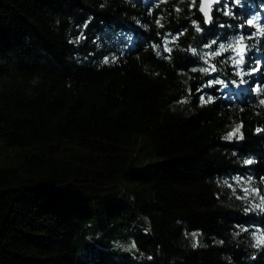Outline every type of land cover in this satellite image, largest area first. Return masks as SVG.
<instances>
[{"label":"trees","instance_id":"16d2710c","mask_svg":"<svg viewBox=\"0 0 264 264\" xmlns=\"http://www.w3.org/2000/svg\"><path fill=\"white\" fill-rule=\"evenodd\" d=\"M255 1L205 24L199 0H0V264H264L231 234L264 236L234 182L264 196ZM238 34L242 66L261 55L253 91L234 51L211 55Z\"/></svg>","mask_w":264,"mask_h":264},{"label":"rangeland","instance_id":"374dc122","mask_svg":"<svg viewBox=\"0 0 264 264\" xmlns=\"http://www.w3.org/2000/svg\"><path fill=\"white\" fill-rule=\"evenodd\" d=\"M244 5V0H241L240 4L237 5V4H234L233 3V0H224L222 1L221 4H218V9L219 10H224V11H230L232 14H234L233 10H234V7L233 6H237V7H242ZM254 6L256 7V9H252V8H247L245 10V14H244V17L243 19L245 20V25L247 26V21L249 19H253V17H256L258 16L259 19L253 24V25H249L253 28V30H257V24L259 25V22L262 20V17L264 16V3H258L257 1L254 2ZM238 16H240L238 14ZM240 36H243L241 34H238L236 37H235V41L237 40L238 37ZM236 50L239 51L242 47V45L240 44H236ZM248 53V51L246 52ZM245 53V55H246ZM249 55L253 58H256V62H249V64L247 65V67H244V66H240V71H242L243 73H245L243 76H247V78H243V76L241 77L239 75V78L237 79V81L234 83V89L235 91H240V90H246V87L244 86V83L243 84H240V80L243 79L244 81H250L251 82V85H250V88L251 90H255L256 89V83H257V80L259 79V76H257L258 74V65H259V62L261 60V55L258 54V53H249ZM231 58H236V55L235 53H233L231 55ZM246 58V57H245ZM258 60V61H257ZM236 70L238 72V68L236 66ZM250 76V77H249ZM218 80H221V79H218ZM229 89V88H227ZM237 125H240L239 121L238 122H233L229 125L226 133H227V136L230 132H233V130L237 127ZM239 135V133H236V135L233 136L234 137H237ZM236 181V182H235ZM248 178L246 177H240L239 179H234V182L237 183L235 184V186L237 188H239L241 194H240V199L244 200L246 202V205H247V208L249 209H263V208H258L256 207V205H262L264 204V196L259 194L258 192V189L254 186H252V184H250L248 182ZM246 229V232L250 235L251 237V240H252V243H256V237L258 236H263V233H261V228L258 227V225H254V224H251V225H248V227H246L245 225H243L242 227H235V230L231 231V234L233 233L234 236H236L238 233L241 234L243 233V231H245ZM236 238V237H234Z\"/></svg>","mask_w":264,"mask_h":264},{"label":"snow or ice","instance_id":"6c2138e0","mask_svg":"<svg viewBox=\"0 0 264 264\" xmlns=\"http://www.w3.org/2000/svg\"><path fill=\"white\" fill-rule=\"evenodd\" d=\"M193 4L196 3V0H192ZM241 2V0H233V3L234 4H237L239 5ZM222 3V0H200V11L204 14V23L205 24H209L212 22V15H211V12L213 10V6L214 5H218V4H221ZM177 11H179V9H177ZM224 15L228 16V15H232V13L230 11H225L224 12ZM259 19L258 16L256 17H253V19H249L247 21V24L248 25H253L257 20ZM156 23L159 25L160 24V21L157 20ZM193 24L196 26V31L197 32H200L202 31L201 27L196 23V21H193ZM257 26V32L256 33H253L252 35L253 36H256V35H264V27H260V25H256ZM84 27H87V24L84 25ZM85 35L83 33H81V35L77 36L76 37V42L78 43L80 40L82 39H85ZM251 38V37H249ZM244 40H245V37L244 36H240L237 38V40L235 41V44H240L242 45L241 49L239 51L236 50V47H235V44L233 43H229L227 46H225L224 44H221L219 46V51L217 52H214L212 53L211 55L212 56H219L221 53L225 52V51H228L229 49H231L232 51L235 52V55H236V58H233L232 59V63L234 65L237 66L238 68V72H237V75H240L241 77L245 74L243 73L242 71H240V66L243 65L245 63V53L248 51V46L244 44ZM213 43H215V41H213ZM205 47H209V45H205ZM166 51H171V49L169 48H165ZM193 52H195V49H192ZM207 55V54H206ZM108 61V58L105 57V62ZM201 72H209V71H216V68L213 66L211 68H201L199 69ZM193 71H196V69H193ZM246 81H244L243 79L240 80V84H243L245 83ZM221 84L223 85L224 84V81L223 80H215V81H209V84ZM233 83H235V81H233ZM257 91H261V89H257ZM212 100V97H209L208 100H204L203 97H201V102L202 103H208V102H211ZM261 104H264V100L261 101ZM240 125H237V127L233 130V132H230L228 134V136L226 137V139H229L231 140L233 138L234 135H236V133H239L240 131ZM257 131H261L260 129H257ZM240 139H242L243 137L240 136L238 137ZM247 163H252V161H247ZM256 207L258 208H264V204L262 205H256ZM246 230V229H245ZM192 236L195 238L196 236H198V233H192ZM262 245H264V236H258L256 237V243L253 245L254 247H261ZM193 246L195 247L196 244H193ZM131 247L135 248V243H133L131 245Z\"/></svg>","mask_w":264,"mask_h":264},{"label":"water","instance_id":"95a60500","mask_svg":"<svg viewBox=\"0 0 264 264\" xmlns=\"http://www.w3.org/2000/svg\"><path fill=\"white\" fill-rule=\"evenodd\" d=\"M223 1V0H222ZM198 9H200V0H199V4H198ZM200 11V10H199ZM201 12V11H200ZM201 14H203L202 12H201ZM203 16H204V14H203ZM204 19H205V17H204Z\"/></svg>","mask_w":264,"mask_h":264},{"label":"bare ground","instance_id":"6f19581e","mask_svg":"<svg viewBox=\"0 0 264 264\" xmlns=\"http://www.w3.org/2000/svg\"><path fill=\"white\" fill-rule=\"evenodd\" d=\"M224 1V0H223Z\"/></svg>","mask_w":264,"mask_h":264}]
</instances>
